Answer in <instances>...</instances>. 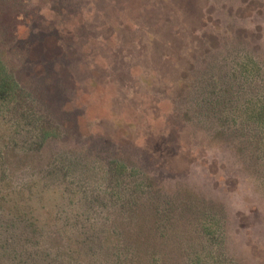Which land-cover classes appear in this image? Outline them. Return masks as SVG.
<instances>
[{"label": "rangeland", "instance_id": "374dc122", "mask_svg": "<svg viewBox=\"0 0 264 264\" xmlns=\"http://www.w3.org/2000/svg\"><path fill=\"white\" fill-rule=\"evenodd\" d=\"M0 62V264H264V0H0Z\"/></svg>", "mask_w": 264, "mask_h": 264}, {"label": "trees", "instance_id": "16d2710c", "mask_svg": "<svg viewBox=\"0 0 264 264\" xmlns=\"http://www.w3.org/2000/svg\"><path fill=\"white\" fill-rule=\"evenodd\" d=\"M23 96L24 92H22L15 78L6 71L2 62H0V106L4 108L14 102L19 104L23 100ZM253 118L258 125L264 128V105L254 111ZM43 132L46 138L51 137L50 133Z\"/></svg>", "mask_w": 264, "mask_h": 264}]
</instances>
